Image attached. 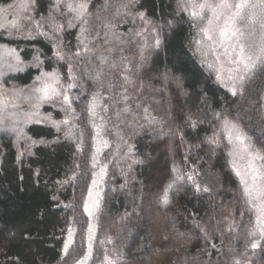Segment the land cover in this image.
Listing matches in <instances>:
<instances>
[{"label":"trees","instance_id":"16d2710c","mask_svg":"<svg viewBox=\"0 0 264 264\" xmlns=\"http://www.w3.org/2000/svg\"><path fill=\"white\" fill-rule=\"evenodd\" d=\"M180 4L0 0V47L20 59L2 77L22 90L8 108L19 121L4 112L0 128V264H264L222 128L233 119L264 156V66L233 95L197 50L202 20ZM42 72L59 77L60 95L34 114ZM100 163L89 252L84 204Z\"/></svg>","mask_w":264,"mask_h":264},{"label":"snow or ice","instance_id":"6c2138e0","mask_svg":"<svg viewBox=\"0 0 264 264\" xmlns=\"http://www.w3.org/2000/svg\"><path fill=\"white\" fill-rule=\"evenodd\" d=\"M67 7L71 11H76L77 8L86 9L87 4H78L74 7L72 3H68ZM180 7L183 11H187L189 8L193 9L192 16L194 18L198 17L204 19L205 15H207L206 26L199 28V32L202 33V39L196 41V44L199 46L197 50L199 51L200 47L205 46L204 41H212V44L224 47L229 63L235 66L234 68L227 69L229 75L225 77L222 74V64L217 67V65L209 62L208 66L210 68H216L217 80L226 87H229L228 81L233 82L229 87L233 95H236L238 91H242V88L238 89L236 84H242L245 80V75L250 74L258 65L264 66V12L260 14L259 22L262 31L254 44L255 51L252 50V45H246L244 43L245 33L237 26V21L244 19L246 14L249 21L255 20L257 13L255 11L249 12L248 10L258 7L264 9V0H261L259 4L252 3L251 0H235V2H233V0H181ZM138 15L141 19H144L145 14L143 12ZM77 18H79V16ZM213 33H215V36ZM156 43L158 45L159 40H157ZM211 47V44L207 45V48ZM233 53H235L234 58L232 55ZM204 54L207 55V51H205ZM55 55L58 59L64 58L59 51L56 52ZM77 55H79V53H77ZM217 62H219V56H217ZM43 77L45 79L41 86L33 89L34 92L40 94L37 97L36 107H39V102H47L51 97L60 95V92L54 87V84L59 82V77L54 73H44ZM48 78L51 79V82H47ZM37 79L41 78L38 77ZM67 87L72 88L74 85L69 84ZM26 99L29 98L26 97ZM3 102V98L0 97V103ZM63 103L70 106L71 102L67 94L63 95ZM95 107L96 105L93 100L90 102L88 109L92 115H95ZM219 115L220 114L217 113V116ZM94 127L99 128V126L96 125H94ZM222 128L225 138L229 143L234 144V146L239 145L240 149L248 157L246 164L247 171L243 173L237 168L235 160L231 161V163L233 168L237 169V175L241 178V192L244 203L249 206V211L254 210L256 212V219L261 225H264V171L261 170L264 166L258 167L255 163L256 160L264 159V156H262L259 149L251 151L254 145L251 144L250 138L247 137V134L243 132L238 124L225 117L222 121ZM93 139H96V137H93ZM212 143H217V141L214 139ZM230 155H235V152H230ZM104 172L105 169L102 168L101 175H103ZM95 175L96 174L93 173V176ZM188 179L191 180L192 177H188ZM95 183L96 181L93 180V184ZM171 186L172 185H168L164 190L162 199L165 201L167 200L168 188ZM204 190L207 191V189ZM89 196H91V188L89 189ZM98 207V201L93 202L91 206L88 201H85L84 211L91 217ZM92 228L93 226L90 223L89 240L92 239ZM73 231L74 230L69 227V238L65 241V250L68 249L72 242L71 237ZM250 235H254V232L250 233ZM260 235L264 236V228L261 229ZM251 246L253 248L257 247L258 242L253 241ZM89 248H91V244H89ZM77 264H83V261H78Z\"/></svg>","mask_w":264,"mask_h":264},{"label":"rangeland","instance_id":"374dc122","mask_svg":"<svg viewBox=\"0 0 264 264\" xmlns=\"http://www.w3.org/2000/svg\"><path fill=\"white\" fill-rule=\"evenodd\" d=\"M233 2H235V0H233ZM251 2L259 4V3H261V0H251ZM192 11H193V9H192ZM248 11L249 12L255 11L257 13V17L255 18L256 21L254 23L255 26L251 27L252 28L251 30L249 28H247L248 24L252 23V21H249L248 18L246 20L247 14L245 15L244 19L237 21V26L239 28H241L244 31V33H245L244 43L246 45H252L253 46L252 50L255 51L254 44L258 40V38L260 36V33L262 31L261 27H260V22H259L260 21V14L262 12H264V9L258 7L256 9H250ZM199 20L200 21L202 20L201 21V26L202 27L206 26V24H207V15H205L204 19H200L199 18ZM244 20H246V22H244ZM213 35L215 36V33H213ZM208 44H211L212 47L211 48H207ZM204 45L205 46L202 47V52L205 53V51H207V55H205V54L204 55L207 58L210 59L209 61L212 60V63H214V65H217V67H219L222 64L223 65V73L222 74L225 77L227 75H229L227 69L234 68L235 66L229 63L228 57H227V55L225 53V48L222 47V46H217L216 44H212V41H204ZM232 55H233V58H234L235 57V53H233ZM217 56H219V62H217ZM19 60L20 59H19V56L17 55V52H15L13 49L0 47V97H2L3 100H4L3 103H0V128H2V130L4 128H9V127L6 126V124H5L6 121L3 118V116H4L3 113L4 112H8L10 114L9 116H10V119H11L10 120L11 124L16 123V122L19 121V119H17L16 113L11 114L10 111H8V108L12 107L13 106L12 103L15 102L16 100H18V97H20L19 94L22 92V90H18V89H14L12 87L6 86V83H5V80H4V76L2 77L3 73L6 72V71H7V73L13 72V70L15 69V65L16 66L18 65ZM44 73H49V72H42L38 76L41 79H37L35 88L41 86L42 82H44V79H45L43 77ZM246 75H245V77H246ZM47 82H51V79L48 78ZM232 83H233L232 81H228L229 87L232 85ZM222 85H224V84H222ZM240 85L241 84L237 83L236 87L240 88ZM54 87L60 92V89L58 87V83H55ZM229 87H227V88L229 89ZM39 95H40L39 93H36V96H35L36 99H35V102L33 103V106H32L34 108V111H35L34 114L38 113V111H37L38 107H36V104H37V97ZM39 105H40V103H39ZM228 119L233 121V122H235L236 124H238L233 119H231V118H228ZM239 127L241 128L240 125H239ZM243 132L246 133L244 130H243ZM246 134H247V137L250 138L251 144L254 145V148L251 149V151H255L256 149H259L253 143V141H252L251 137L249 136V134L248 133H246ZM98 137H99V135H98ZM106 141L107 140L103 136L100 135V138L97 140V146H96L97 147L96 148V152L98 154H99V151L105 146V142ZM230 152H235V155H230ZM229 155H230V164H231V166H232L231 161L235 160L236 163H237V168H239V170L242 173L247 171L246 164H247V161H248V157L240 149L239 145H235L234 146V144L229 143ZM255 163H256V165L258 167L264 166L263 159L256 160ZM96 168L97 169L94 171V173L96 175L93 177V180H95L96 183L93 184V181H92V184L90 186V188H91V196H89V193H88V197H87V201L89 202L90 206L93 204V202H96V201H98V203L100 202L101 192H102V185H103V178H104V175H105V172H104L103 175H101V169L104 168V165H102L100 163V164L97 165ZM232 168H233V166H232ZM233 170L235 171V173L237 175V169L233 168ZM261 170L264 171V168H261ZM237 176L240 178L239 175H237ZM240 180H241V178H240ZM96 212H97V209L93 212L91 217L89 216V224L91 223V225L93 226L92 232H91V236H92L91 240H89L90 233H89V227H88V250H89V252H90V249H91V248H89V244H91V247H92L93 237H94V233H95ZM255 216H256V214H255ZM256 228H257L258 232H260L261 229L264 228V225H261L260 222L257 219H256ZM81 260L83 261V260H85V258L81 259Z\"/></svg>","mask_w":264,"mask_h":264}]
</instances>
